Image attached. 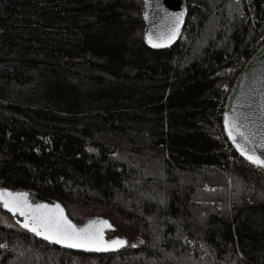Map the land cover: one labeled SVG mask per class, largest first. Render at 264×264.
Returning a JSON list of instances; mask_svg holds the SVG:
<instances>
[{"label":"trees","instance_id":"1","mask_svg":"<svg viewBox=\"0 0 264 264\" xmlns=\"http://www.w3.org/2000/svg\"><path fill=\"white\" fill-rule=\"evenodd\" d=\"M186 1L178 42L154 51L141 0H0V188L75 224L69 207L109 211L147 241L73 252L0 225V264H264V172L229 168L211 126L258 33L244 0Z\"/></svg>","mask_w":264,"mask_h":264},{"label":"water","instance_id":"2","mask_svg":"<svg viewBox=\"0 0 264 264\" xmlns=\"http://www.w3.org/2000/svg\"><path fill=\"white\" fill-rule=\"evenodd\" d=\"M143 3L142 9V20L144 23L143 29V42L144 44L151 50L154 51H162L167 50L173 47L179 40L182 30L185 25V21L187 18L188 8H187V1L186 0H147V4L145 0H141ZM258 12V9H257ZM145 13L148 15V19H145ZM183 13L180 21V28L179 33L177 34L176 38L171 42L165 39L163 42L167 45L164 47L154 48L147 42L146 34L151 30L153 32V39H156V36L159 34H164L166 37L169 34V29L175 26L176 21L174 20V15H178ZM228 114L230 118L239 117V122L242 124L247 125V128L251 130L252 133L255 135L252 137L254 140V144H247L243 141L242 138L237 136V142L242 144L245 147L252 148L256 144H260L264 142V44H262L256 51L252 54L249 60L246 62L244 67L238 73L231 90L228 94L227 100L225 102V106L223 109L222 117H221V124L223 127V131L225 136L229 142V144L233 147L234 151L237 155L247 164L251 165L252 167L261 169L264 171V167H259L249 160L242 156L240 151L237 149L233 141L229 138L228 131L225 129L224 124V117L225 114ZM243 130V129H242ZM233 135H236L235 131H233ZM261 153V149L257 148V154ZM0 189L7 190L8 192L16 193H26L27 194V201L33 207L35 205H47L50 208H54L56 204H59L62 208L63 206L52 199L44 198L38 195L36 192L28 189H7L1 187ZM1 209L7 213L13 223L22 230L27 232V229L21 227V224L25 221V217L21 216L19 213L15 215L1 206ZM64 215L73 223L75 224L67 215L65 209ZM25 211H30L29 209H25ZM91 220H106L100 216H89L83 219L80 224H75L78 227H83L86 223ZM19 221V223H18ZM108 224L110 222L108 221ZM99 228L103 231V238L105 242H108L112 239H107L105 237V233L109 231V229H113L112 226L108 227L107 225H98ZM34 236V233L30 232ZM38 239L45 241L48 244L55 245L58 248L65 250V251H73V252H93L96 254H107L111 252H116L121 250L120 246L109 247L107 251H95V250H85L82 248H69L63 244H57L51 242L49 240H45L40 236H36Z\"/></svg>","mask_w":264,"mask_h":264},{"label":"snow or ice","instance_id":"3","mask_svg":"<svg viewBox=\"0 0 264 264\" xmlns=\"http://www.w3.org/2000/svg\"><path fill=\"white\" fill-rule=\"evenodd\" d=\"M147 4V0H145ZM183 13L174 15L176 21L175 26L169 29V34H159L153 39V32L150 30L147 34V42L154 48L167 46L163 41L166 39L171 43L179 33L180 21ZM145 19H148L145 13ZM239 117L230 118L226 113L224 117L225 129L228 131L229 138L233 141L242 156H245L251 163L264 167V142L256 144L252 148L243 146L237 142V136L243 139L247 144H254L252 137L255 135L247 128V125L239 122ZM243 129V130H242ZM235 131L236 135H233ZM257 148L261 149V153L257 154ZM0 206L4 207L14 215L19 213L25 217V221L21 227L40 236L45 240L57 244H63L69 248H82L85 250L107 251L109 247L122 246L126 243L122 239H112L108 242L104 241L103 231L98 225H107L106 220H91L83 227L73 224L65 215L63 208L56 204L54 208L47 205H30L27 201L26 193H12L7 190L0 189ZM29 209L30 211H25ZM19 223V221H18ZM5 245H0L4 247Z\"/></svg>","mask_w":264,"mask_h":264},{"label":"built area","instance_id":"4","mask_svg":"<svg viewBox=\"0 0 264 264\" xmlns=\"http://www.w3.org/2000/svg\"><path fill=\"white\" fill-rule=\"evenodd\" d=\"M245 5H246V12L248 15V18L250 20L251 26L257 31L258 33V37L257 40L255 41L254 44H251L249 46V50L253 51L254 49L259 48L262 44H264V26L262 27H257L256 26V21H255V8L253 6L252 0H244ZM191 7L199 9L198 6H196L195 4H190ZM252 54V52H251ZM249 60L248 58L242 59L240 62L235 64L234 67V71L235 73H233L230 78L227 80L226 84L224 85L221 95L215 99L216 102V111H215V121L212 123V132H213V136L214 138L218 141V143L220 144L222 150L224 151V156H225V162L226 164L229 166V168H233V167H241L243 164L245 165H249L246 162H244L238 155L237 153L234 151L233 147L229 144L225 133L223 131V127L221 124V117H222V113H223V109L225 106V102L227 100L228 94L231 90V87L238 75V73L241 71V69L244 67V65L246 64V62ZM47 142V139H45V143ZM44 152L45 153H50V149L47 145L43 146ZM34 152L38 153L40 152V150L38 148H34ZM165 156L167 158V152H165ZM251 166V165H249ZM261 170V169H260ZM262 171V170H261ZM264 172V171H263ZM226 181L229 184L230 182V178L226 177ZM205 190L206 191H213L214 187L209 188L207 185H205ZM248 203H250V200H247ZM195 243H192V248H194Z\"/></svg>","mask_w":264,"mask_h":264},{"label":"rangeland","instance_id":"5","mask_svg":"<svg viewBox=\"0 0 264 264\" xmlns=\"http://www.w3.org/2000/svg\"><path fill=\"white\" fill-rule=\"evenodd\" d=\"M238 1V0H235ZM248 16V15H247ZM109 85H111L109 83ZM112 86L109 87H103L102 93L106 94L107 92L111 91ZM80 102H83L84 99L80 98ZM228 184V183H227ZM228 187L230 188V184H228ZM205 189V187H204ZM70 212L73 214V216H79V217H89L93 215L100 216L104 219H107L111 226L112 231L109 233H105V237L107 239H122L125 240L126 243L122 246H120L121 250H133V249H142L147 245V241L144 236H142L138 231L135 229L134 225L127 222L126 220L117 217L114 213H111L109 211H87L85 208H74L69 207ZM0 225L5 227H15V224L11 223L7 218H5L3 215L0 214Z\"/></svg>","mask_w":264,"mask_h":264},{"label":"flooded vegetation","instance_id":"6","mask_svg":"<svg viewBox=\"0 0 264 264\" xmlns=\"http://www.w3.org/2000/svg\"><path fill=\"white\" fill-rule=\"evenodd\" d=\"M93 216H97V215H93ZM111 231H112V229L110 228L109 231H108L107 233H109V232H111Z\"/></svg>","mask_w":264,"mask_h":264}]
</instances>
